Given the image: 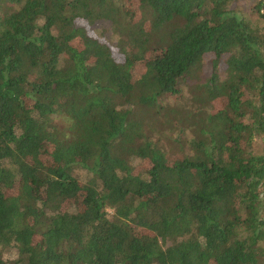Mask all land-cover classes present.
<instances>
[{
  "label": "trees",
  "instance_id": "16d2710c",
  "mask_svg": "<svg viewBox=\"0 0 264 264\" xmlns=\"http://www.w3.org/2000/svg\"><path fill=\"white\" fill-rule=\"evenodd\" d=\"M238 6L0 0V264H264V0ZM196 75L214 111L170 160L140 109Z\"/></svg>",
  "mask_w": 264,
  "mask_h": 264
},
{
  "label": "rangeland",
  "instance_id": "374dc122",
  "mask_svg": "<svg viewBox=\"0 0 264 264\" xmlns=\"http://www.w3.org/2000/svg\"><path fill=\"white\" fill-rule=\"evenodd\" d=\"M257 1L239 0V15L256 19L251 15V10ZM260 26H263L262 22ZM95 31L98 35L108 40L113 48H117L118 37L110 29L109 24H100L95 27ZM117 55L122 56L118 52ZM226 70L227 66L222 65L220 68L221 77ZM205 84L206 81L200 75L192 76V78H188L183 82L180 97L166 96L160 99L157 107L155 106L149 111L140 109L142 118L145 121L148 139L158 144L170 160L183 159L190 153L189 143L194 138L193 126L202 118V115L206 116L208 112L213 110L212 106L206 110L207 107L205 101H203L205 98ZM221 106L218 103V110ZM57 123L65 127L69 124V121L63 117ZM263 147L262 141L259 140L256 149L262 150ZM75 174L81 180L88 178L86 172L81 169L76 170ZM109 214L112 215L113 211L109 210ZM0 252L7 261H15L20 257L16 247H1Z\"/></svg>",
  "mask_w": 264,
  "mask_h": 264
}]
</instances>
